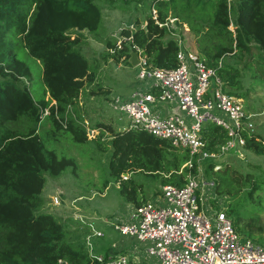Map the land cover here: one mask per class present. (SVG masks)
I'll use <instances>...</instances> for the list:
<instances>
[{"label":"trees","instance_id":"obj_1","mask_svg":"<svg viewBox=\"0 0 264 264\" xmlns=\"http://www.w3.org/2000/svg\"><path fill=\"white\" fill-rule=\"evenodd\" d=\"M102 1L111 4L116 0ZM148 3L155 8L159 21L175 17L187 23L190 30L202 33L204 44L198 46L200 54L197 53L213 67L225 91L242 96L236 90L241 86L237 69L221 61L229 53L243 57L242 66L254 83L264 88V0ZM100 20L101 8L96 0H0V264H101L89 256L83 243L75 244L65 237L63 224L54 215L38 210L43 203V172L57 175L66 166H73L74 160L58 157L44 146L37 133L42 123H50V130L62 128L74 141L87 140L83 119L75 106L80 90L94 80V71L69 30L92 31ZM230 22L232 28L228 26ZM165 29L148 12L143 25L135 19L132 26L120 28V47L115 45L116 38L103 39L102 55L114 63H129V49L134 45L148 66L174 67L177 44ZM28 55L40 64L36 75L25 60ZM109 90L107 85L89 87L90 93L106 94ZM44 108L47 111L42 114ZM90 127L98 128L91 140L98 149L108 151L109 174L118 182L120 194L133 205L145 201L138 192L142 186L121 177L122 172L141 171L160 184L183 182L187 168L178 170L187 159L185 150L170 146L144 129L127 125L114 129L110 123L100 121ZM103 129L106 141L101 139ZM199 133L208 151L217 150L226 137L222 126L208 120L201 123ZM241 134L244 148L263 152L264 134L245 130ZM215 165L209 161L206 167L217 175L216 192L226 197L234 199L244 188L250 197L264 183V168L262 176H258L241 174L227 164ZM237 202L231 200L224 209L235 231L250 239H261L264 229L252 220L254 217L238 214Z\"/></svg>","mask_w":264,"mask_h":264},{"label":"built area","instance_id":"obj_2","mask_svg":"<svg viewBox=\"0 0 264 264\" xmlns=\"http://www.w3.org/2000/svg\"><path fill=\"white\" fill-rule=\"evenodd\" d=\"M149 12L153 18L156 16L153 5ZM174 21L175 17H170L156 22L165 26L179 45L176 65L150 67L138 51V84L126 97L112 96L109 105L125 114L127 127L144 129L170 146L185 150L187 159L180 169L186 167L187 171L181 184H162L156 199L134 205L125 217L115 218L110 225L119 235L134 240L133 248L141 249L146 264H264V245L240 238L224 209L211 211L205 206L214 181L204 180L198 186L192 175L204 157L242 147L241 131L251 132L252 124L242 107V98L224 90L213 67L195 50L180 46L181 39L173 32ZM172 104L176 111L167 109ZM46 111L44 108L42 113ZM205 120L222 126L226 132L215 151L206 150L200 137ZM85 127L89 134L97 133V129ZM52 201L58 203L57 196L53 195ZM90 235L100 236L102 232L93 229L85 235L89 250ZM88 254L101 264H131L122 253Z\"/></svg>","mask_w":264,"mask_h":264},{"label":"rangeland","instance_id":"obj_3","mask_svg":"<svg viewBox=\"0 0 264 264\" xmlns=\"http://www.w3.org/2000/svg\"><path fill=\"white\" fill-rule=\"evenodd\" d=\"M96 2L101 8L100 25L92 31L86 28L69 30L70 36L78 39L80 50L94 71V80L88 85L85 84L80 90L75 109L77 114L83 120L85 119V125L88 127L100 121L108 122L114 129H119L127 125L128 119L124 113L112 109L109 100L115 94L121 97L128 94L138 84L137 66L122 61L116 65L110 58L104 57V54L102 55L103 39L107 36L118 38L120 28L132 26L135 19L143 25L149 4L148 0L127 3L116 0L111 4L102 0H96ZM228 26L232 28L233 24L230 22ZM173 32L179 35L183 47L199 53L198 46L204 44V36L201 32L190 30L187 23L180 20L176 22ZM243 59V57L235 56V53H229L223 55L221 61L230 62L237 69L241 86L236 90L242 92L241 103L252 124L251 132L263 135L264 88L254 83V79L249 76V71L242 66ZM25 60L30 65L33 75H36L40 64L29 55L25 57ZM97 85H107L110 90L106 94L90 93L89 87L95 88ZM67 109L70 111L69 107ZM167 109L176 111V106L172 104ZM37 133L44 146L54 150L58 157L65 156L74 160L73 166H66L57 175L43 172L45 179L40 191L43 203L38 210L54 215L63 224L65 237L75 244L83 243L88 252L97 253L99 245L105 246L110 241L122 237L111 227L110 222L121 215L124 216L120 200L124 202L125 196L120 194L118 182L109 174L108 151L98 149L95 140H91L94 131L92 134L88 133L87 140L82 142L74 141L70 133L62 128L50 130V123H42L37 128ZM105 137L106 135L103 134L101 139L108 140ZM209 161H214L217 167L227 164L230 169L241 174L250 172L262 176L264 150L261 153H254L244 146L233 147L218 156L204 157L198 164L199 170L192 172L198 186L204 180H217V175L211 173L206 167ZM122 176L139 182L142 187L138 192L146 200L153 201L160 194L161 184L156 178H151L137 170L128 171ZM244 190L245 188L239 191L233 199L224 196L223 193H217L213 184L210 187V197L205 200V206L215 211L225 209L231 200H238L236 212L243 218L254 217L252 220L260 223L264 229V183L256 191L253 190L250 197ZM53 195L57 196L58 203L52 201ZM125 211L128 212L127 205H125ZM93 229H99L102 235L89 236L91 245L89 250L85 243V235L90 234ZM239 236L246 237L240 233ZM252 241L264 245V232L261 239H252ZM133 243V240L129 242L131 250L126 253L130 263L146 264V256L140 248L134 249Z\"/></svg>","mask_w":264,"mask_h":264},{"label":"crops","instance_id":"obj_4","mask_svg":"<svg viewBox=\"0 0 264 264\" xmlns=\"http://www.w3.org/2000/svg\"><path fill=\"white\" fill-rule=\"evenodd\" d=\"M118 63H116L117 65ZM130 64V63H129ZM135 87V86H134ZM124 91V90H123ZM130 93V91L128 92V94ZM128 94L126 95H122V97H126L128 96ZM117 95V94H115ZM113 95V96H115ZM119 96V95H118ZM121 97V96H120ZM104 130V129H103ZM104 133H106V131L104 130ZM180 169V168H179ZM181 170V169H180ZM178 170V171H180ZM126 172H122L121 173V177L123 174H125ZM184 179V176H183ZM162 185V184H161ZM123 199V198H122ZM144 200L146 201V199L144 198ZM121 201V206L123 208V212L122 214H124V216L121 215V217H125L127 215L126 211H125V205L128 206V211H130L132 209V207L134 206L130 201H127L124 199V202ZM128 203V204H127ZM133 239H131V237L128 236H122L119 237V239H115L110 241L108 244H106L105 246L99 245V251H97L98 254H102L103 256H106L108 254H113V253H122L125 254L129 252V250H131L130 244L129 242L132 241ZM134 241V240H133ZM103 252V253H101ZM106 253V255H104ZM132 260V256L130 257Z\"/></svg>","mask_w":264,"mask_h":264},{"label":"clouds","instance_id":"obj_5","mask_svg":"<svg viewBox=\"0 0 264 264\" xmlns=\"http://www.w3.org/2000/svg\"><path fill=\"white\" fill-rule=\"evenodd\" d=\"M149 4V3H148ZM151 4H149V6H150ZM148 12H149V10H148ZM149 14H150V12H149ZM151 15V14H150ZM151 17H152V15H151ZM153 18V17H152ZM168 18H170V17H166L164 20H166V19H168ZM154 19V22L155 23H157V22H162V21H159L157 18H156V16L153 18ZM157 22H156V21ZM163 20V21H164ZM176 22H177V19L175 18V21L173 22V24H174V26H175V24H176ZM160 26V25H159ZM160 27H163V26H160ZM165 27V26H164ZM166 30V29H165ZM167 31V30H166ZM168 33V32H167ZM169 35V34H168ZM170 36V35H169ZM173 39H175L173 36H171ZM120 39H121V36H118V38H116V40H115V45H116V47H120ZM175 41H176V39H175ZM117 44H119V46H117ZM176 44H177V48L179 47V45H178V43L176 42ZM180 46L181 47H183L182 46V44H181V42H180ZM130 51H136V57L138 56V53L140 52L141 53V50L139 49V48H137V47H135L134 45H131L130 46V49H129V52ZM139 51V52H138ZM177 51V50H176ZM142 54V53H141ZM143 55V54H142ZM144 56V55H143ZM129 57V56H128ZM127 60H128V58H127ZM130 63V62H129ZM134 65H136V63L134 64ZM51 103H53V100L51 101ZM42 114H44V113H42ZM85 121V119L83 120V122ZM83 125H84V127H85V124L83 123ZM88 127V126H87ZM86 128V127H85ZM89 128H92V127H89ZM93 129H97V132H98V128L97 127H94ZM86 134L88 135V131H86ZM95 135V134H94ZM104 135H106V133H104ZM93 136V135H92ZM107 137V136H106ZM108 138V137H107Z\"/></svg>","mask_w":264,"mask_h":264},{"label":"water","instance_id":"obj_6","mask_svg":"<svg viewBox=\"0 0 264 264\" xmlns=\"http://www.w3.org/2000/svg\"><path fill=\"white\" fill-rule=\"evenodd\" d=\"M147 36L149 37L150 34L147 33ZM128 61L130 62V64H133V65L137 62L136 51L129 52Z\"/></svg>","mask_w":264,"mask_h":264}]
</instances>
